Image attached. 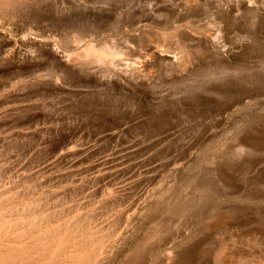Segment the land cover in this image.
I'll list each match as a JSON object with an SVG mask.
<instances>
[{
    "label": "bare ground",
    "instance_id": "obj_1",
    "mask_svg": "<svg viewBox=\"0 0 264 264\" xmlns=\"http://www.w3.org/2000/svg\"><path fill=\"white\" fill-rule=\"evenodd\" d=\"M179 3L0 0V264L260 263L240 256L254 251L257 225L249 208L214 202L208 205L207 188L191 189L189 176H178L175 163L162 162L159 152L151 156L152 149L160 151L156 147L146 153L115 157L107 153L109 148H101L90 157L86 155L87 161L98 156L100 161L89 169L99 168L79 177L82 167L71 160L76 151L68 147L72 141L60 135L69 124L59 127L55 123L58 115L89 107L109 114L113 120L105 124L109 129H119L126 110L138 113L143 103L149 102L157 105L155 113L134 127L143 141L151 140L153 132L175 128L171 114L158 111L176 104V99L170 104L163 99L164 85L171 87L166 94L171 98L184 93L188 109L195 70L194 42L204 43L219 59L225 54L215 49L212 31L193 33L192 19H187L194 4ZM162 15L163 23L172 30L160 31ZM219 64L223 69L217 73L227 71L226 62L221 60ZM209 70L207 76H214L216 72ZM177 82L184 85L182 90L174 89ZM59 94H67L71 104L51 109L47 97ZM104 97L124 103L109 108L93 104L94 99ZM31 124L41 126L36 141L33 137L28 141L7 139V133L15 127ZM255 134H247L239 146L229 149L238 161L244 154L260 150ZM143 154L147 158H141ZM209 163L213 167L215 162ZM232 168V164L224 163L212 169L225 188L234 184L226 172ZM254 199L264 201V194ZM208 215L216 219L211 227L219 233L242 228L248 248L238 250L240 242L225 243L217 253L220 247L216 244V253L209 259L201 235L209 227L193 225L194 217L204 221ZM235 253L240 257L235 258Z\"/></svg>",
    "mask_w": 264,
    "mask_h": 264
},
{
    "label": "rangeland",
    "instance_id": "obj_2",
    "mask_svg": "<svg viewBox=\"0 0 264 264\" xmlns=\"http://www.w3.org/2000/svg\"><path fill=\"white\" fill-rule=\"evenodd\" d=\"M127 1L128 3L135 4L138 1L142 2L145 0ZM171 1H175L177 3L180 2L179 4L181 5H183L186 1H188V4L190 3L191 6L194 4L195 6L193 5V9L191 13L188 14L187 19L188 21L192 19L190 22L192 23V28L194 27L193 33L200 35L205 32L207 34L212 31L210 34L214 40L215 49L220 50L223 54L225 53L223 57L219 59L218 57L212 55L210 48L208 49L204 43L199 42L198 40H196L197 42H194L193 55L195 56H193V70L194 67L195 70L192 71L193 77L191 79L190 88L192 90H190L191 92L189 94L188 109L184 106L186 101L184 93H179V96L176 95V98H171L169 95H166L167 92L171 90V87L169 85L167 87L164 85L166 90L164 91V95H162L164 97L163 99H165L168 104L174 102V99H176V104H174V107L170 105H166L165 107L163 106L158 109V111L170 113L172 116L171 118L174 121V123L171 124L176 127L170 130H160L155 133L153 132L149 135L152 136L151 140L143 141L144 137L139 131L134 130V127L137 126V124L144 122L143 120L146 122L149 115L155 113L157 105L149 102L143 103L140 108L143 109H139L140 112L138 113L137 111H135V113L134 111L131 112V110H126V113H123V121L121 122L122 125H120L121 127L119 129H109L108 124H105L112 122L113 120L109 114L104 113L100 109L89 107H84L73 113H65L64 116L58 115L55 123H58L59 127H62L63 124H69H67L68 127H65L60 135L62 138H65L67 142L69 140L72 141L68 147L76 151L75 156H72L71 160L76 165L78 164V167H82L79 177L93 173L99 168L96 166V168L89 169L91 168L92 163L97 165L100 161L98 156L94 158V161H87V158L90 157V154L98 152L101 148H109L107 153L114 154L115 157L118 155L122 156L124 154L132 156L141 152L146 153L147 149L156 147L158 150L161 148L160 151H154L152 149L150 152L151 156L159 152L162 154V162L171 161V163H175L174 165H176L177 169H179L177 170L179 172L178 176L182 174L183 176H189L187 183L191 189L197 186H204L207 188V194L210 195V201L207 199V201H209L207 202V204L209 203L208 205H211L210 203L214 202L215 205L219 206L228 205L231 207L236 206L240 208H249V211L252 212L251 217L254 215L257 225V232H255L253 247L254 251L253 253L251 252V255L247 254L243 256L240 254V256H247V258L254 259L256 262L259 261V264H261V261H264V213L262 212L264 209V201L254 199V196L264 194V0ZM159 18H161V23L165 22V20H163L165 19L164 15ZM255 18L256 21H254ZM165 25V23L159 25L160 31L162 30L163 32H167L172 30V27ZM219 28L220 30H218ZM207 29L210 30L207 31ZM106 34L109 35V32ZM221 60L226 62L228 69L224 73H217V71L219 72L220 69H223L220 68L219 64ZM207 69H210L209 72L215 71V75L211 77L207 76ZM162 80L164 81L165 78ZM176 85L177 89L174 87L175 90H179L180 88V90H182V88H184L182 83L180 84L177 82ZM150 95L151 93L149 94L148 99L151 98ZM169 98L172 100L170 101ZM101 100L102 103H100ZM46 101L49 103L51 109L66 108L72 102L67 98V94L52 95L47 97ZM92 102L99 108L119 107L124 103L121 100H113L105 97L100 100L94 99ZM125 122L127 123L123 124ZM48 125H54V122L51 124L49 123ZM31 127H15V130L13 129V131H9L6 137L8 140H17L18 138V141H28L29 139H32L31 137H33V140L36 141L38 138L36 133L38 131L37 128L41 126L36 127L31 124ZM176 128L178 130H176ZM92 131L97 132H95V136L92 135ZM259 131L260 133H258ZM26 134H28L27 137ZM247 134H255V136L258 137L260 150H254L251 151V153L248 152L250 155L246 153L243 157H241L242 159L240 158L238 161L237 158L232 156L230 151L239 146V142ZM74 140H76V142H74ZM143 142L146 144L144 145ZM161 144L162 146L165 144V146L162 147ZM127 151L129 153H127ZM256 155L258 157H256ZM140 156H142L141 158H147L146 154ZM212 160L215 162L213 167H211V164L209 163ZM260 162L261 164H258ZM224 163H230L233 167H235V169L232 168L233 171H226L234 182L233 186L226 188L225 186H222L221 180L214 173V170H212L216 165H223ZM209 177L214 178L210 179ZM179 180H181L179 183L182 184L183 177L181 176ZM190 180L194 181L191 182ZM253 186L255 187L253 188ZM231 195L233 198L230 197ZM208 205L207 208L209 207ZM209 215L204 221L197 220L195 217L193 218V225L195 228H204L205 225H208L207 228L209 227V229H205V231L201 234L204 239L203 250L208 251V253L204 252L207 254L209 259H211L210 257L213 253H216L215 250L217 247H220L217 249L218 253L219 250H222L221 246L225 245V243L229 246L233 243L238 244L240 242L241 245H237L239 246L238 250H243L244 246L245 248H248V246H246L248 243L245 235H243L242 228L233 229L232 233L230 231L219 230V233L214 228L212 229L211 226L215 223L216 219L213 216L210 217ZM198 223L203 224L200 225ZM222 238H224V240ZM242 238L243 241H241ZM234 240L236 241L234 242ZM218 242H224V244H220ZM216 244L217 247L214 246ZM209 245H211V247ZM240 256L238 255L237 257L236 254L235 258H239Z\"/></svg>",
    "mask_w": 264,
    "mask_h": 264
}]
</instances>
